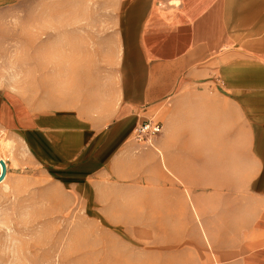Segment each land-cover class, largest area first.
<instances>
[{"label": "rangeland", "instance_id": "374dc122", "mask_svg": "<svg viewBox=\"0 0 264 264\" xmlns=\"http://www.w3.org/2000/svg\"><path fill=\"white\" fill-rule=\"evenodd\" d=\"M119 2L9 0L0 9V88L37 111L108 121L118 103ZM200 89L165 103L161 133L133 140L115 175L93 188L63 191L25 171L0 191V264L225 262V244L239 241L241 202L254 209L245 201L249 157L239 121L231 117L224 139L208 105L215 90Z\"/></svg>", "mask_w": 264, "mask_h": 264}, {"label": "crops", "instance_id": "0c3cea01", "mask_svg": "<svg viewBox=\"0 0 264 264\" xmlns=\"http://www.w3.org/2000/svg\"><path fill=\"white\" fill-rule=\"evenodd\" d=\"M117 37L118 103L106 122L69 109L37 111L0 88V191L25 171H42L63 191L91 189L115 175L140 123L166 120L163 106H177L184 91L214 88L208 105L224 139L232 136L231 117L240 123L251 172L246 207L254 205L247 211L241 202L239 241L225 244L222 264H264V0H120ZM222 149L232 152L226 140Z\"/></svg>", "mask_w": 264, "mask_h": 264}, {"label": "built area", "instance_id": "2783aa9c", "mask_svg": "<svg viewBox=\"0 0 264 264\" xmlns=\"http://www.w3.org/2000/svg\"><path fill=\"white\" fill-rule=\"evenodd\" d=\"M162 126L160 122L156 121L154 118H148L140 123L132 133V139L136 143L142 141L149 142V139L160 134ZM144 142V143H145Z\"/></svg>", "mask_w": 264, "mask_h": 264}, {"label": "water", "instance_id": "95a60500", "mask_svg": "<svg viewBox=\"0 0 264 264\" xmlns=\"http://www.w3.org/2000/svg\"><path fill=\"white\" fill-rule=\"evenodd\" d=\"M0 166H1V174H0V182L3 180L4 176H5V166H4V163L1 161L0 162Z\"/></svg>", "mask_w": 264, "mask_h": 264}]
</instances>
